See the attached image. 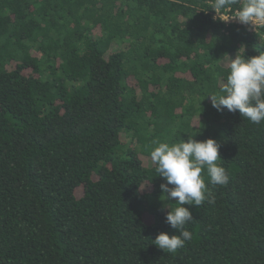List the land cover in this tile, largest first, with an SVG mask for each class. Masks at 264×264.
Returning <instances> with one entry per match:
<instances>
[{"label": "trees", "instance_id": "trees-1", "mask_svg": "<svg viewBox=\"0 0 264 264\" xmlns=\"http://www.w3.org/2000/svg\"><path fill=\"white\" fill-rule=\"evenodd\" d=\"M212 2L0 0V264H264V121L207 97L264 26ZM187 136L220 144L229 182L204 173L215 203L183 205L169 254L150 152Z\"/></svg>", "mask_w": 264, "mask_h": 264}, {"label": "clouds", "instance_id": "clouds-1", "mask_svg": "<svg viewBox=\"0 0 264 264\" xmlns=\"http://www.w3.org/2000/svg\"><path fill=\"white\" fill-rule=\"evenodd\" d=\"M236 0H213L211 8L218 10L230 6ZM239 23L255 28L264 26V0H241L234 16ZM228 57V56H227ZM228 74L219 93L209 94L212 107L217 111L227 109L239 112L241 117L252 123L264 121V51L258 55L245 57L236 54L228 57ZM156 146L150 152L155 171L165 183H161L162 201L175 199V206L164 204L165 222L178 234L159 233L154 244L165 253H175L192 239V233L185 226L192 221V213L183 205L201 206L207 201L215 203V196L205 182L206 173L211 185L226 186L229 174L219 155L220 144L212 139L198 141L194 136L177 142H153Z\"/></svg>", "mask_w": 264, "mask_h": 264}, {"label": "built area", "instance_id": "built-area-1", "mask_svg": "<svg viewBox=\"0 0 264 264\" xmlns=\"http://www.w3.org/2000/svg\"><path fill=\"white\" fill-rule=\"evenodd\" d=\"M237 12H235L234 14H229V13H222L221 14V19L225 24H233V25H237L243 28L248 29L249 31L255 32L257 30V28H259L261 25H257L255 28H250L247 25H243L241 23L238 22V20L236 18H234V16L236 15Z\"/></svg>", "mask_w": 264, "mask_h": 264}]
</instances>
